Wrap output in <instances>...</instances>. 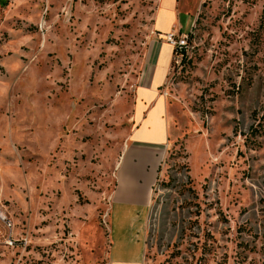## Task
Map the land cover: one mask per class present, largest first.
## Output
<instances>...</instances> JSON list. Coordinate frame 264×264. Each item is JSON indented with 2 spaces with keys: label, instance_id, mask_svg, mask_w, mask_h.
<instances>
[{
  "label": "rangeland",
  "instance_id": "374dc122",
  "mask_svg": "<svg viewBox=\"0 0 264 264\" xmlns=\"http://www.w3.org/2000/svg\"><path fill=\"white\" fill-rule=\"evenodd\" d=\"M158 2L0 0V264L107 263ZM180 4L144 264H264V0Z\"/></svg>",
  "mask_w": 264,
  "mask_h": 264
},
{
  "label": "crops",
  "instance_id": "0c3cea01",
  "mask_svg": "<svg viewBox=\"0 0 264 264\" xmlns=\"http://www.w3.org/2000/svg\"><path fill=\"white\" fill-rule=\"evenodd\" d=\"M180 5V0H159L153 21L159 36L182 30ZM169 44L160 41L154 45L135 90L132 129L116 165L109 197L106 264H144L146 217L172 122L165 97L159 92L174 55Z\"/></svg>",
  "mask_w": 264,
  "mask_h": 264
},
{
  "label": "built area",
  "instance_id": "2783aa9c",
  "mask_svg": "<svg viewBox=\"0 0 264 264\" xmlns=\"http://www.w3.org/2000/svg\"><path fill=\"white\" fill-rule=\"evenodd\" d=\"M2 1V0H1ZM167 41L171 44L173 47L175 53H179L180 49L184 47L185 45V40H184V35L182 37L176 39L175 34L173 32H168L165 34ZM0 220L3 221L6 224H10V221L6 216L0 213Z\"/></svg>",
  "mask_w": 264,
  "mask_h": 264
},
{
  "label": "trees",
  "instance_id": "16d2710c",
  "mask_svg": "<svg viewBox=\"0 0 264 264\" xmlns=\"http://www.w3.org/2000/svg\"><path fill=\"white\" fill-rule=\"evenodd\" d=\"M173 52H174V50H173Z\"/></svg>",
  "mask_w": 264,
  "mask_h": 264
},
{
  "label": "bare ground",
  "instance_id": "6f19581e",
  "mask_svg": "<svg viewBox=\"0 0 264 264\" xmlns=\"http://www.w3.org/2000/svg\"><path fill=\"white\" fill-rule=\"evenodd\" d=\"M170 45V44H169Z\"/></svg>",
  "mask_w": 264,
  "mask_h": 264
}]
</instances>
